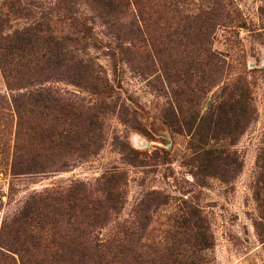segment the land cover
<instances>
[{
  "label": "rangeland",
  "instance_id": "obj_1",
  "mask_svg": "<svg viewBox=\"0 0 264 264\" xmlns=\"http://www.w3.org/2000/svg\"><path fill=\"white\" fill-rule=\"evenodd\" d=\"M2 1L0 46L11 45L14 35L40 19L53 2L21 0L24 10L10 13ZM126 3L114 20L118 27L102 23L86 2L79 5L95 42L87 54H79L107 76L118 103L102 117V139L95 150L86 156L64 155V166L58 161L47 171L26 173L16 163H26L20 155L37 147L52 125L47 111L35 103V94L45 86L90 105L96 95L62 80L39 47L0 51V60L6 62L5 68L0 62V264H79L75 224L60 220L50 204L34 212L33 203L73 185L100 195L99 188L112 175L119 176L113 190L119 193L120 207L106 221L100 238L140 220L148 223L142 242L155 251L166 250L175 237L185 236V201L200 206L210 225L212 245L201 252L202 264H264V217L255 197L264 161V0ZM207 49L217 56L212 71L204 64ZM203 69L211 76L209 83ZM237 75L249 83L257 110L256 119L232 146L241 171L231 181L209 177L200 185L190 164L192 132L174 130L163 113L178 98L187 116L205 115ZM185 82L194 88L192 105L183 94L190 88L174 94ZM159 195H167L169 202L159 205ZM146 203L153 204L147 212ZM34 218L38 220L32 222Z\"/></svg>",
  "mask_w": 264,
  "mask_h": 264
},
{
  "label": "trees",
  "instance_id": "obj_2",
  "mask_svg": "<svg viewBox=\"0 0 264 264\" xmlns=\"http://www.w3.org/2000/svg\"><path fill=\"white\" fill-rule=\"evenodd\" d=\"M52 1L40 19L17 32L11 45H1L0 51H23L24 46H28L30 50L39 47L47 65L60 71L62 80L89 88L96 95L97 101L90 105L50 87L43 86L39 89L34 101L47 111L46 116L52 120V125L41 135L37 147L20 155L25 164L16 160L22 167L21 171L26 173L47 171L50 167H55L58 161H62L64 166L65 161L61 160L64 155L86 156L92 153L94 146L102 139L103 115L110 109H115L118 103L107 76L101 74V70L96 68L90 58L79 54L86 53L89 46H95L92 40L93 27L80 16L79 5L86 2L102 23L108 27H118L114 20L121 13L122 5H127L126 0ZM1 3L10 13H21L24 10L21 0H3ZM207 50L208 58L204 64L212 71L217 64L214 61L217 56ZM0 62L5 68L6 62ZM221 62L224 69L225 60ZM205 72L203 69V79L205 83H209L211 76ZM37 83L40 84V80ZM190 85L191 83L185 82L182 87L174 90V94L183 87L190 88L189 93L184 91L183 94L186 102L192 105L196 97L193 95L194 88ZM224 89L220 101L205 115L194 112L187 116L178 98L176 104L168 105L163 113L174 130L192 132L194 139L191 142L190 164L195 168L193 176L200 185H206L209 177H217L224 182L236 178L241 171L242 162L232 146L256 119L257 110L252 91L242 75L230 79ZM261 156H264V152ZM117 179L118 175L107 177L97 196L82 185H73L66 191L54 190L36 198L33 211L40 213L50 204L54 206L60 220L75 224V257L79 264H116L122 260L135 264L203 263L201 252L212 245L210 225L200 206L185 201L181 219L185 236L175 237L166 250L155 251L154 247L142 242L148 223L140 220L123 224L116 234L100 238L99 234L106 221L112 217L113 212L119 211V193L113 190ZM255 197L264 217V161L257 177ZM157 202L159 205L167 204L169 197L159 195ZM152 205L146 203L145 211ZM42 217L39 214L40 221L43 220ZM38 218L31 221L36 222ZM144 220L149 221L150 217L146 215Z\"/></svg>",
  "mask_w": 264,
  "mask_h": 264
}]
</instances>
